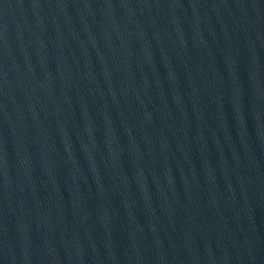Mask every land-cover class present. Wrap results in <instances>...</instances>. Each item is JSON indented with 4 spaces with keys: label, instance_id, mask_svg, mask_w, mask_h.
Masks as SVG:
<instances>
[{
    "label": "water",
    "instance_id": "water-1",
    "mask_svg": "<svg viewBox=\"0 0 264 264\" xmlns=\"http://www.w3.org/2000/svg\"><path fill=\"white\" fill-rule=\"evenodd\" d=\"M0 264H264V0H0Z\"/></svg>",
    "mask_w": 264,
    "mask_h": 264
}]
</instances>
